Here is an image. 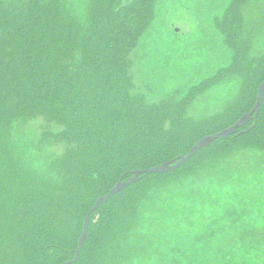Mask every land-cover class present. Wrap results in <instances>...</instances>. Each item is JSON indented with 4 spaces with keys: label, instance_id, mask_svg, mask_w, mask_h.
<instances>
[{
    "label": "trees",
    "instance_id": "1",
    "mask_svg": "<svg viewBox=\"0 0 264 264\" xmlns=\"http://www.w3.org/2000/svg\"><path fill=\"white\" fill-rule=\"evenodd\" d=\"M121 1L89 0L84 26L63 0L0 5V147L5 155L0 162V264L74 259L86 215L100 197L138 171L188 155L198 141L230 128L257 103L264 54L246 57L241 6L247 0H234L216 22L233 50L232 64L182 99L160 103L132 95L130 75V56L154 20L158 0ZM232 76H239L243 87L225 111L187 117L195 96ZM38 115L64 126L56 138L72 145L56 163L55 178L25 171L7 152L13 123ZM248 147L264 150V96L258 119L230 138L214 141L174 171L142 176L102 204L92 214L81 257L73 264L114 263L148 182L166 181ZM242 231L234 248L217 259L200 250L198 262L264 264V228Z\"/></svg>",
    "mask_w": 264,
    "mask_h": 264
},
{
    "label": "rangeland",
    "instance_id": "2",
    "mask_svg": "<svg viewBox=\"0 0 264 264\" xmlns=\"http://www.w3.org/2000/svg\"><path fill=\"white\" fill-rule=\"evenodd\" d=\"M18 1L0 0V5ZM63 1L86 25L89 0ZM131 1L122 0L121 5ZM233 2L158 0L155 18L130 56L132 95L143 96L146 103L180 100L229 67L234 53L216 22ZM241 15V38L252 60L264 54V0H247ZM79 63L76 54L74 67ZM242 87L239 76L226 78L195 96L187 117L210 118L225 111ZM64 129L42 115L18 119L11 126L7 152L25 171L55 178L56 163L72 147L56 138ZM0 156L1 162L2 147ZM217 158L143 187L146 192L113 264H202L200 250L217 259L234 248L241 230L264 228V150L242 148Z\"/></svg>",
    "mask_w": 264,
    "mask_h": 264
},
{
    "label": "water",
    "instance_id": "3",
    "mask_svg": "<svg viewBox=\"0 0 264 264\" xmlns=\"http://www.w3.org/2000/svg\"><path fill=\"white\" fill-rule=\"evenodd\" d=\"M263 96H264V82L260 85L258 89V98H257V103L255 107L252 109L250 113L245 114L233 126L215 135H208L204 137L203 139H201L194 145V147L191 149V151L186 156H180L178 159L169 161L162 165L136 172L135 175L128 181H120L111 190V192L108 195L104 197H100L86 215L84 228H83L81 237L79 239V245H78L76 257L63 264H73L79 261L81 254H82V249L88 238V231H89V227H90V223L92 219V214L95 213L102 204L110 201L115 195L119 194L122 190H124L128 186L138 182L142 178V176L148 175V174H165V173L174 171L178 169L179 167H181L182 165H184L185 163H187L190 159H192L200 150L210 146L214 141L219 140V139L230 138L240 128L246 126L249 122H251L252 119H258V116H259V113L262 107V103H263Z\"/></svg>",
    "mask_w": 264,
    "mask_h": 264
}]
</instances>
